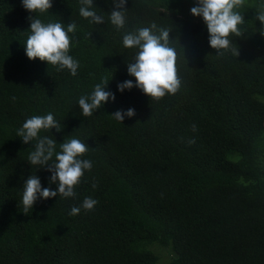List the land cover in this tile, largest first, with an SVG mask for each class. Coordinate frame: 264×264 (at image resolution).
I'll use <instances>...</instances> for the list:
<instances>
[{
    "label": "trees",
    "instance_id": "1",
    "mask_svg": "<svg viewBox=\"0 0 264 264\" xmlns=\"http://www.w3.org/2000/svg\"><path fill=\"white\" fill-rule=\"evenodd\" d=\"M52 3L33 16L65 30L75 23L76 76L30 60V13L21 0H0V264H264V35L256 19L264 0L236 9L243 35L229 39L238 56L209 45L203 19L190 12L195 0H127L119 29L112 0H93L102 24L80 16V0ZM152 23L170 30L181 80L159 100L137 87L117 89L135 81L127 65L138 49L125 48L123 36ZM102 79L116 98L83 117L78 100ZM129 108L135 115L123 123L111 115ZM48 113L61 130L39 136L55 140L56 152L79 139L92 169L75 197L38 200L25 214L29 175L57 185L46 167L30 165L36 141L23 143L17 129ZM85 197L98 201L93 210L69 215Z\"/></svg>",
    "mask_w": 264,
    "mask_h": 264
},
{
    "label": "clouds",
    "instance_id": "2",
    "mask_svg": "<svg viewBox=\"0 0 264 264\" xmlns=\"http://www.w3.org/2000/svg\"><path fill=\"white\" fill-rule=\"evenodd\" d=\"M22 6L30 15V35L25 44V53L30 60L39 59L57 68L67 69L72 76L77 75L79 61L69 55L71 37L75 33L76 25L68 23L67 30L60 22L44 23L39 18H34L33 13H44L53 6L52 0H21ZM115 9L110 13V20L118 29L125 24V10L127 0H112ZM81 7L79 14L90 23L102 24L104 18L92 10L93 0H80ZM244 4V0H195V6L190 12L195 17H201L208 32L209 45L217 50L219 55L225 51H231L235 56L239 55V49L232 48L230 36L240 37L243 35L239 25L244 23V17L236 9ZM261 24V35H264V11L256 15ZM156 31L159 34H156ZM170 30L158 29L155 23L151 27H143L135 32H129L123 36L125 48H136L138 51L134 56V62L128 63L127 72L135 77L133 80H125L117 84V89L123 92L125 89L137 87L153 99L159 100L166 94H175L180 86L181 80L178 77L176 59L177 53L169 46ZM109 80L102 79L96 84L90 95H82L78 100V106L82 110L83 117H90L94 111L103 107L105 103L115 100V94L107 91ZM15 100V97L12 98ZM115 120L122 122L124 118L133 117L135 109L127 111L117 110L111 114ZM55 128L61 130L60 124L52 113L44 116L34 115L25 120L22 127L17 129V137L22 142L36 141L34 151L28 156L30 165L46 167L51 173L49 184H56V190L51 187H42L40 178L37 175H29L23 183L22 206L23 213L27 214L34 204L41 199L47 200L61 195L69 198L75 197V187L80 183L85 170L91 171L92 161L81 159L87 151L88 145L79 139H70L60 143V151L56 152V141L48 136L40 137L42 130ZM196 131V125H192ZM189 144H194L195 139H190ZM55 154V161L51 164ZM96 184H93V188ZM98 203L91 197H85L79 207L73 206L69 215H78L83 208L85 211L93 210Z\"/></svg>",
    "mask_w": 264,
    "mask_h": 264
}]
</instances>
